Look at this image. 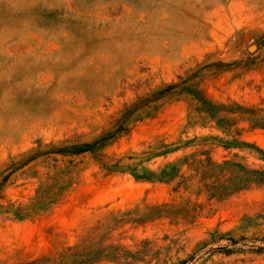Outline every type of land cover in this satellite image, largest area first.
Returning a JSON list of instances; mask_svg holds the SVG:
<instances>
[{
  "label": "rangeland",
  "instance_id": "374dc122",
  "mask_svg": "<svg viewBox=\"0 0 264 264\" xmlns=\"http://www.w3.org/2000/svg\"><path fill=\"white\" fill-rule=\"evenodd\" d=\"M0 264H264V0H0Z\"/></svg>",
  "mask_w": 264,
  "mask_h": 264
}]
</instances>
